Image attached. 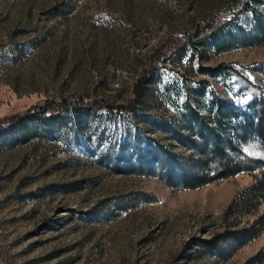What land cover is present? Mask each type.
I'll return each mask as SVG.
<instances>
[{
    "label": "rangeland",
    "instance_id": "374dc122",
    "mask_svg": "<svg viewBox=\"0 0 264 264\" xmlns=\"http://www.w3.org/2000/svg\"><path fill=\"white\" fill-rule=\"evenodd\" d=\"M255 12L264 0H0V264H264L251 261L264 231L234 251L221 242L264 213H229L254 174L188 188L166 172L197 158L176 138L188 105L211 118L220 101L248 104V80L264 86ZM209 20L223 30L160 60L136 109L6 125L47 102L130 104L152 56ZM223 64L237 75L202 72Z\"/></svg>",
    "mask_w": 264,
    "mask_h": 264
},
{
    "label": "trees",
    "instance_id": "16d2710c",
    "mask_svg": "<svg viewBox=\"0 0 264 264\" xmlns=\"http://www.w3.org/2000/svg\"><path fill=\"white\" fill-rule=\"evenodd\" d=\"M235 4L238 5L239 2ZM255 22L256 34L252 40L264 42V16L255 12ZM224 24L225 21L217 25L209 20L199 24L196 31L186 41L178 38V36L173 37L166 48L158 50L143 68L134 84V99L128 105H116L101 101L88 104L83 99L74 103L73 106L69 105L67 101L47 102L31 111L11 117L6 125L17 124L34 115L45 116L49 113H58L72 108L120 112L134 110L140 104L146 85L151 81L160 60L169 59L187 45L192 48L204 46L208 40L223 30ZM202 69L203 73L212 77L226 73L233 75L238 72L226 64L217 67L202 66ZM242 89L247 92L250 90L248 92V104L232 107V105L227 106L225 101H220V105L215 106V111L212 110L214 114L211 118L196 108H192L191 105L187 106V110L182 116L185 123L182 130L189 135H181L175 130L177 132L176 138L182 144L194 149L197 158L191 163L186 156L175 161L172 167L169 165L166 169L169 178L178 174L184 187L188 188L204 186L211 182L237 176L243 172L254 174L255 181L239 194L231 205L229 213L232 211L249 213L264 203V157L251 156L245 151L246 146L257 145L264 152V86H258L248 80L242 85ZM224 103L226 104L225 107L223 106ZM165 154L168 157L169 152L165 151ZM193 164L198 167L196 172L189 171ZM263 231L264 213L250 226L237 231L227 230L224 232L221 235V242H229L231 251H234L258 237ZM203 243L208 248L211 247L215 250L217 248L216 238L205 240ZM222 251L218 250V255ZM256 260H264V248L251 259V261Z\"/></svg>",
    "mask_w": 264,
    "mask_h": 264
}]
</instances>
